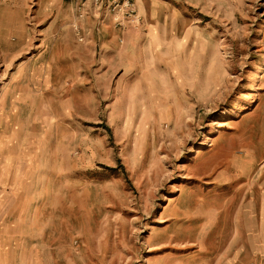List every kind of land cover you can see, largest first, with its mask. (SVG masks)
I'll use <instances>...</instances> for the list:
<instances>
[{"label": "rangeland", "instance_id": "rangeland-1", "mask_svg": "<svg viewBox=\"0 0 264 264\" xmlns=\"http://www.w3.org/2000/svg\"><path fill=\"white\" fill-rule=\"evenodd\" d=\"M0 48V264H264V0H0Z\"/></svg>", "mask_w": 264, "mask_h": 264}, {"label": "crops", "instance_id": "crops-1", "mask_svg": "<svg viewBox=\"0 0 264 264\" xmlns=\"http://www.w3.org/2000/svg\"><path fill=\"white\" fill-rule=\"evenodd\" d=\"M60 13V15H63L62 14V11H59ZM25 26H27V24L25 23V21H24V23H23ZM16 26V24L14 23V20L12 21V27H15ZM60 36V38L57 40V42H56V45H55V47L53 48V53L51 54L52 55V58H51V56H50V59H49V61H48V64L47 65H45V63H43V64H41V65H38V66H33L32 67V69H33V72H29V76L32 78V79H35V80H37V76H39V77H42V71L43 72H45V73H47L44 69H45V67L46 66H48V65H50V66H52V67H54V66H58L59 65V63H58V60H60L61 59V57L63 58L64 56L63 55H65V54H67L71 49H73V45H72V40H73V38H72V36H71V33L70 32H68V33H61V35H59ZM32 40V38L29 36V34H27V37H26V39H25V42L20 46V47H22V46H24V45H28V47H29V44H30V41ZM27 47V46H26ZM15 51H17V49H7L6 51H4V52H2V50H1V48H0V53H1V55L2 54H5V55H8V56H10V55H12L13 53H17V52H15ZM54 56H55V58H54ZM54 58V59H53ZM32 71V70H31ZM45 78L46 79H48V78H50V74H46L45 75ZM33 91V90H32ZM30 94H32V92H30ZM19 115H15L14 117L15 118H17ZM23 119V118H22ZM16 121H17V119H16ZM23 121H24V124L26 123V120L25 119H23ZM22 122V121H21ZM6 124V130L5 131H7L6 132V134H8V137H12L13 135H14V132L16 131V129L14 128H12V125L9 123V121H7V123H5ZM24 124H21V126H23ZM11 130L12 131H14L13 133L11 132ZM22 129H19V131H21ZM11 133V134H10ZM15 134H16V132H15ZM15 136V135H14ZM15 146H18V147H21L22 145H21V143L20 142H17V143H15ZM14 146V147H15ZM263 201H264V195H263Z\"/></svg>", "mask_w": 264, "mask_h": 264}]
</instances>
